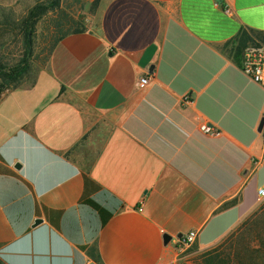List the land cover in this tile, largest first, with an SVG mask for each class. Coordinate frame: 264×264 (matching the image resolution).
Wrapping results in <instances>:
<instances>
[{
    "label": "crops",
    "instance_id": "crops-1",
    "mask_svg": "<svg viewBox=\"0 0 264 264\" xmlns=\"http://www.w3.org/2000/svg\"><path fill=\"white\" fill-rule=\"evenodd\" d=\"M242 31L264 0H105L31 85L0 82V264H195L232 235L264 186Z\"/></svg>",
    "mask_w": 264,
    "mask_h": 264
},
{
    "label": "rangeland",
    "instance_id": "rangeland-1",
    "mask_svg": "<svg viewBox=\"0 0 264 264\" xmlns=\"http://www.w3.org/2000/svg\"><path fill=\"white\" fill-rule=\"evenodd\" d=\"M105 0H0V66L10 68L28 55L29 70L20 86L31 85L47 66L50 49L64 34L92 29ZM46 9L27 23L34 7ZM27 37L31 46H27ZM246 47L259 46L249 34ZM195 264H264V201L214 249L198 255Z\"/></svg>",
    "mask_w": 264,
    "mask_h": 264
},
{
    "label": "built area",
    "instance_id": "built-area-1",
    "mask_svg": "<svg viewBox=\"0 0 264 264\" xmlns=\"http://www.w3.org/2000/svg\"><path fill=\"white\" fill-rule=\"evenodd\" d=\"M238 65L241 71L246 74L253 83L264 88V44L244 48L240 52ZM148 83V76L141 77L137 82V88L144 89L147 87ZM199 129L204 134H218L213 126L208 124L200 125ZM256 195L258 202L264 201V186L257 189ZM196 236V231H190L181 238V241L183 244L189 245L195 241Z\"/></svg>",
    "mask_w": 264,
    "mask_h": 264
},
{
    "label": "trees",
    "instance_id": "trees-1",
    "mask_svg": "<svg viewBox=\"0 0 264 264\" xmlns=\"http://www.w3.org/2000/svg\"><path fill=\"white\" fill-rule=\"evenodd\" d=\"M33 9H34V11H31L28 15L27 23H30V21H32L34 18L42 15L44 10L46 9V7L36 6ZM79 32H81V30L76 29L72 33H69V34H74V33H79ZM69 34H64L63 36L58 38V40L54 43V45L58 41H60L62 38H64L65 36H67ZM249 34L254 35L255 39L258 42L264 43V34L263 33L255 32V31H250V32L242 31V32H240V34L236 37L237 42H239V44L236 47L235 53H234L235 54L234 56H235L237 62L239 59L240 52L245 47V43L250 40V38L248 37ZM54 45L52 46V48L54 47ZM27 46H28V48H30V46H31V43H30V40L28 37H27ZM51 49H50V51H51ZM28 70H29V59H28V55H26V57L24 59H22V61L20 63L12 66L10 68L0 66V82L7 88H16V87L20 86L24 76L28 73Z\"/></svg>",
    "mask_w": 264,
    "mask_h": 264
},
{
    "label": "water",
    "instance_id": "water-1",
    "mask_svg": "<svg viewBox=\"0 0 264 264\" xmlns=\"http://www.w3.org/2000/svg\"><path fill=\"white\" fill-rule=\"evenodd\" d=\"M263 126H264V118H262L261 121H260V123H259L258 131H261L262 128H263ZM39 223H40V221H36L35 222V225H37ZM163 241H164V244L166 245L167 243H169L171 241V237H169L167 235H164Z\"/></svg>",
    "mask_w": 264,
    "mask_h": 264
}]
</instances>
